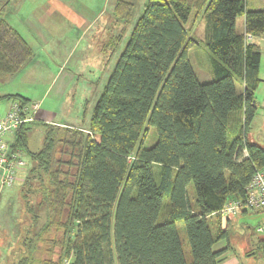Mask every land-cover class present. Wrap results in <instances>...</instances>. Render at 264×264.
I'll use <instances>...</instances> for the list:
<instances>
[{"label":"trees","instance_id":"16d2710c","mask_svg":"<svg viewBox=\"0 0 264 264\" xmlns=\"http://www.w3.org/2000/svg\"><path fill=\"white\" fill-rule=\"evenodd\" d=\"M133 7L119 0L116 17L129 21ZM202 21L204 36L197 41L190 31ZM262 37L264 10H249L246 0H148L90 128L43 123L44 144L35 153L27 148L29 124L15 133L12 148H26L35 166L21 188L31 221L10 264H222L229 247L215 246L229 238L231 220L248 211L224 221L221 210L229 201L244 202L256 170L264 169V148L247 138L262 82L254 39ZM201 43L212 54V79L205 83L188 56ZM33 55L24 37L0 18V78L18 74ZM3 98L30 104L20 95ZM151 127L157 141L147 147ZM258 252L264 257V239L248 256Z\"/></svg>","mask_w":264,"mask_h":264},{"label":"rangeland","instance_id":"374dc122","mask_svg":"<svg viewBox=\"0 0 264 264\" xmlns=\"http://www.w3.org/2000/svg\"><path fill=\"white\" fill-rule=\"evenodd\" d=\"M45 0H0V18L5 19L14 29L21 33L25 40L33 47L31 61L16 75L0 78V97L5 94L19 93L30 100V104L37 103L43 111L53 114L48 124H64L67 127L89 129L95 105L103 93L114 69L121 58L134 26L142 16L148 0H125L134 5L132 17L125 21L116 17L115 5L118 0H88V11L92 14L94 25L91 30L75 27L71 23L61 21L55 31L34 33V24L43 9ZM249 10H264V0H246ZM43 7H42V6ZM49 17L53 23L58 16ZM244 17L237 19V27H243ZM190 25V24H189ZM188 25V26H189ZM55 27V24L54 26ZM204 22L196 24L190 34L200 41L204 36ZM43 30V27L40 26ZM81 29V30H80ZM42 35V36H40ZM40 36V37H39ZM254 41L261 50L260 79L261 83L255 94L257 105L256 115L247 130V138L264 148V37ZM114 42V46L109 47ZM188 56L196 77L201 83L212 79L210 75L212 54L204 44L188 50ZM7 98L0 100V115L5 114ZM36 121V120H35ZM34 121V122H35ZM44 123V122H43ZM36 121L27 125V148L30 152L42 149L47 127ZM9 144H15L17 137L9 138ZM157 141V131L150 128L147 147ZM23 148L25 166L11 187H0V261L10 256L13 246H17L23 226L31 221V214L25 211L21 188L26 176L35 166L26 148ZM188 197L192 207H195V192L193 184L188 187ZM264 219V213L248 211L237 220L232 219L233 225L228 239L218 241L215 248L228 254L239 255L241 264H260L262 253L248 256L255 252L258 241L264 239V234L257 230V226ZM213 237H216L218 226L216 217L207 218ZM224 227H226L224 225ZM247 227L249 229H247ZM182 248L188 263L192 257L183 222L177 223ZM9 247H11L9 249ZM22 251V250H21ZM16 251V260L21 256ZM14 252V251H13ZM224 261H229L231 258ZM236 258V257H235ZM4 264V263H3ZM9 264V262L7 263Z\"/></svg>","mask_w":264,"mask_h":264},{"label":"built area","instance_id":"2783aa9c","mask_svg":"<svg viewBox=\"0 0 264 264\" xmlns=\"http://www.w3.org/2000/svg\"><path fill=\"white\" fill-rule=\"evenodd\" d=\"M251 40V37H248ZM39 110L37 103L22 105L19 101H12L10 110L0 115V176L1 187H11L17 180L19 170L25 166L23 150L13 149L6 138L15 134L19 129L36 120ZM246 154V153H245ZM247 197L242 200L229 201L221 210L223 220L238 215L242 210L259 211L264 209V169L256 170L252 180L246 188ZM259 233L264 234V223L257 226Z\"/></svg>","mask_w":264,"mask_h":264},{"label":"crops","instance_id":"0c3cea01","mask_svg":"<svg viewBox=\"0 0 264 264\" xmlns=\"http://www.w3.org/2000/svg\"><path fill=\"white\" fill-rule=\"evenodd\" d=\"M118 1H116V2H118ZM44 3L46 5V9L45 10L43 9L44 14H41V16H38L37 19H35L36 23L34 24L35 26L33 28L34 33L37 35H39L40 32H42V31H47L48 28H50V31H53L54 29L56 31L60 27V26L58 27L57 25H59V23L61 21H63L62 24L67 22V23H71V24L75 25V27L78 26L77 29H79V28L82 29L85 27L86 29L91 30L93 25H94V20L92 19V14H90V11H88V0H45ZM55 16L59 17V19L56 21V23L55 22L47 23V21H50L49 17H52V19L53 18L56 19ZM54 24H55V27H53ZM40 26L43 27V30L40 29ZM40 36H42V35H40ZM32 49H34V48L32 47ZM13 93H11V94L7 93L5 95H13ZM14 95H20L22 97H25L24 95L19 94V93H15ZM11 104H12V101H9L8 107L6 108L5 113H7L10 110ZM52 116H53V114H51L49 111H43L39 108V110L37 111V114H36V121H40L42 123L44 122V123L48 124L50 121V117H52ZM35 122H33V123H35ZM49 125H51V124H49ZM58 126L67 127L64 124H59ZM68 127H71V126H68ZM73 128H76V127H73ZM14 135L15 134L10 135L6 138V141L8 142V144H9L8 139L13 137ZM21 172H22V170H19L17 176H19ZM0 181H1V176H0ZM0 187H1V184H0ZM262 213H264V211ZM262 221H264V219H262ZM0 241H2V240H0ZM13 247L14 248L11 250L10 256L3 258L4 264H7L8 262L10 264V258H12V252L14 251L16 246L14 245ZM10 248L11 247H9V249ZM228 249H227V252H228ZM215 250L218 251L216 248H215ZM227 252L224 254V257H226L227 260H228V258H231V260L229 259L228 262L224 261L222 264H241L239 259L237 258V256H235L234 254L230 256ZM0 258H1V255H0ZM260 258H261V261H259L260 264H264V257L261 256ZM3 263L0 261V264H3Z\"/></svg>","mask_w":264,"mask_h":264}]
</instances>
